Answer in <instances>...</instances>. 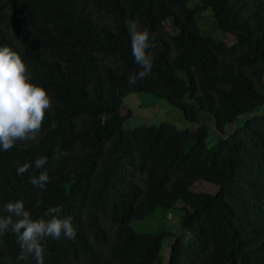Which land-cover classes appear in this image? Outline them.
Listing matches in <instances>:
<instances>
[{
	"label": "trees",
	"instance_id": "trees-1",
	"mask_svg": "<svg viewBox=\"0 0 264 264\" xmlns=\"http://www.w3.org/2000/svg\"><path fill=\"white\" fill-rule=\"evenodd\" d=\"M206 11L225 38L200 33ZM133 20L155 48L152 74L129 85L141 70ZM4 45L53 101L36 141L0 149V218L16 219L5 208L16 201L34 219L53 206L72 217L75 239L48 238L45 264H264V0H0ZM131 93L163 99L196 128L124 129ZM200 112L217 133L210 143ZM44 172L42 190L30 180ZM197 181L216 187L200 205L186 195ZM173 207L180 235L130 227ZM20 252L14 233L0 235V264H36Z\"/></svg>",
	"mask_w": 264,
	"mask_h": 264
},
{
	"label": "clouds",
	"instance_id": "clouds-1",
	"mask_svg": "<svg viewBox=\"0 0 264 264\" xmlns=\"http://www.w3.org/2000/svg\"><path fill=\"white\" fill-rule=\"evenodd\" d=\"M131 36L132 54L139 72L130 74L128 84L135 85L152 74L155 44L150 41L147 27L141 28L133 20L127 24ZM32 74L22 55L13 48L0 46V149L10 150L17 141H36L53 101L49 92L42 86L31 82ZM47 163L46 157L35 160V168H42ZM31 165L24 163L17 168V174L28 172ZM49 181L46 172L33 175L30 182L44 190ZM7 212L14 214L0 218V235L14 233L21 247L17 259L27 260L29 256L36 264H45L47 239L59 240L61 234L67 239H75L76 230L72 217H62L61 206L49 207L43 217L34 219L25 209L23 201L9 202ZM44 217H48L45 219Z\"/></svg>",
	"mask_w": 264,
	"mask_h": 264
},
{
	"label": "rangeland",
	"instance_id": "rangeland-1",
	"mask_svg": "<svg viewBox=\"0 0 264 264\" xmlns=\"http://www.w3.org/2000/svg\"><path fill=\"white\" fill-rule=\"evenodd\" d=\"M203 17L199 20L200 33L202 35H210L217 39L225 38L222 36L213 26L212 17L206 11L203 12ZM123 105L120 108V112L126 113L128 110L130 116L126 118L123 122L124 129H131L138 125H146L147 127H156L161 122L170 123L177 128H189L195 129L196 124H188L182 120L181 112L169 106L163 99H158L152 95L145 93H131L123 98ZM264 110V106L258 109ZM199 123L203 124L207 130V143L213 141L214 137L217 135L216 131L212 127V119L209 115L200 112L198 114ZM244 120V115H239L235 118L234 122L225 125L223 132L226 134L230 132L235 126H238ZM151 131V128H147ZM216 191V187L209 183H204L202 181H197L187 192L188 199L195 205H200L206 201L213 193ZM177 207H173L172 211H164L163 209L157 208L150 215L141 220H132L130 222V227L135 231H148L153 232L156 230H169L173 232L176 236L182 233L180 224L174 219L179 217ZM189 235L183 234L181 236L182 241H186ZM172 238H166L163 241V247L161 250L164 251L166 246L168 248L169 243ZM166 252V250H165Z\"/></svg>",
	"mask_w": 264,
	"mask_h": 264
}]
</instances>
